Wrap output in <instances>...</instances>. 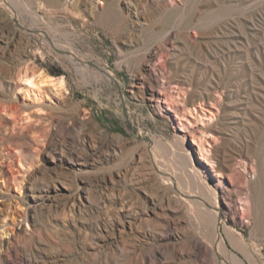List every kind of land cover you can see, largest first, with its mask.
I'll list each match as a JSON object with an SVG mask.
<instances>
[{
	"label": "rangeland",
	"instance_id": "obj_1",
	"mask_svg": "<svg viewBox=\"0 0 264 264\" xmlns=\"http://www.w3.org/2000/svg\"><path fill=\"white\" fill-rule=\"evenodd\" d=\"M169 81L219 101V159L250 162L255 204L223 221L264 264V0H0V264H203Z\"/></svg>",
	"mask_w": 264,
	"mask_h": 264
},
{
	"label": "bare ground",
	"instance_id": "obj_2",
	"mask_svg": "<svg viewBox=\"0 0 264 264\" xmlns=\"http://www.w3.org/2000/svg\"><path fill=\"white\" fill-rule=\"evenodd\" d=\"M156 70L154 68V72L157 73ZM37 79L36 81L32 77L21 81L23 89L28 90L27 94L41 92L42 87H52L56 81L54 77L40 75ZM169 82L171 87L168 91L166 93L163 90L157 91L154 100L160 108H163V105L168 106V110L175 114L177 123L183 127L182 132L186 134L185 139L180 143L179 162L187 174L185 179L188 181L189 191L181 196V200L188 206L191 215H194L205 232L202 240L198 236L194 237L193 243L189 246V252L203 264H218L220 255L234 264H247L245 259L238 255L239 253L231 250L228 239L249 262L259 264L261 257L253 253L245 237L240 233L236 234L227 219L223 221L224 217L228 218L231 214L233 221L239 219L245 222L255 211L254 200L249 194V182L244 177L250 162L244 161L243 164L234 168L230 164V159L225 157L219 159L214 141L215 129L212 126L218 114L217 99H210L209 103L196 106L193 99H188V92L185 89L178 83ZM53 90H55L54 87ZM35 109V112L39 110L37 107ZM187 135L191 137L189 141L192 145L189 147H186ZM193 149L198 154L199 165L198 163L196 165L193 158ZM2 216L0 212V218ZM222 223H224V233H222ZM17 241L18 234L13 235L6 242L0 240L2 252L8 254L13 251Z\"/></svg>",
	"mask_w": 264,
	"mask_h": 264
}]
</instances>
